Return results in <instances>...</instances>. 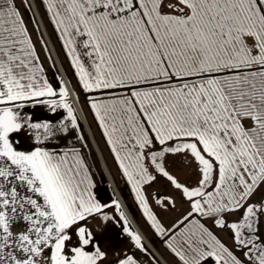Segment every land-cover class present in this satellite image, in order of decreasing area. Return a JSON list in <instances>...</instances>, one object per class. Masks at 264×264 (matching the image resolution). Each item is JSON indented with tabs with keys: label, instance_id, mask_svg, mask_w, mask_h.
<instances>
[{
	"label": "snow or ice",
	"instance_id": "snow-or-ice-1",
	"mask_svg": "<svg viewBox=\"0 0 264 264\" xmlns=\"http://www.w3.org/2000/svg\"><path fill=\"white\" fill-rule=\"evenodd\" d=\"M21 6L0 0V264H264V0H39L55 84ZM81 94L147 232L94 191Z\"/></svg>",
	"mask_w": 264,
	"mask_h": 264
},
{
	"label": "rangeland",
	"instance_id": "rangeland-1",
	"mask_svg": "<svg viewBox=\"0 0 264 264\" xmlns=\"http://www.w3.org/2000/svg\"><path fill=\"white\" fill-rule=\"evenodd\" d=\"M36 10L38 12V15L41 19V22L43 24V26L45 27L46 33L48 35V38L50 40V43L55 51V54L58 58V61L65 73L66 79L69 78L70 76V66L69 63L66 60L65 54L62 51V44L61 42L58 40L57 38V34L54 33L53 31V26H51L50 24H48L47 20L45 19L44 13H45V9L38 7L37 4L39 3V0H32ZM19 2V0H18ZM30 3V1H29ZM21 13L24 15L25 21L28 24V27L30 29V31H32L33 29H35L37 26L39 27V31H36L33 33V40L34 42H36V46H37V50L38 52H40L41 55V60L44 63V67L46 69V72L49 76V79L51 82H53L54 84L56 83V79L59 78L61 76L58 67L56 65V62L53 58V55L51 54V51L49 49V52L52 56V60L49 61L46 57L49 53L43 52L42 51V45L39 43L40 39H43L45 42V38L43 36V32L41 30L39 21L37 20L35 14H34V10L33 8H31V10L25 12L24 6H21L20 8ZM47 43V42H46ZM48 46V44H47ZM69 70V71H66ZM75 83V81H73V84ZM79 108L81 109L82 107H84V112L82 113L83 116L87 115V119H85L87 126L85 127L81 122L82 125V131L83 134L86 137V140L89 144V148L92 154V159L94 161L95 167L93 169V179L94 182L96 184V188L94 189L97 194H98V198L102 199L103 201H107L110 202L111 198H117L115 193L113 192L112 186L109 183V179L107 178L108 175L112 177L113 182L115 184V186H117L118 190H119V194L125 204V206L130 210V213L132 214V216L134 217L135 221L142 227V228H146V224H144V219L140 213V211L138 210L136 203L134 201L133 198V194L130 191V187L126 184V182H124L121 177L119 176L117 171H113V169L109 166V158H111L110 154H109V149L107 148L104 139L102 138L101 135V130H99L97 128L96 122L92 119L91 115L87 114V108L84 105V94H81V103L78 104ZM41 112H43L44 116H49L50 114L47 113L46 111H44L43 109H41ZM60 113L57 112L55 114L56 117H59ZM86 128L87 130L89 129L94 141L96 142L97 148L100 151V155L108 169V175L106 173V170L104 168V165L101 161H99L97 154L92 146V143L88 137V134L86 132ZM112 159V158H111ZM150 191L152 192H156V191H162V189L160 188V186L158 185L156 189H151ZM157 211H159V209L157 208ZM175 215H178V213L174 214V213H168L165 219V222L167 223L171 218H174ZM115 233L119 232V229L116 228L115 226H113L112 228ZM150 234V233H149ZM221 235L223 236L224 234L221 233ZM225 239H227V237H224ZM230 242V241H229Z\"/></svg>",
	"mask_w": 264,
	"mask_h": 264
},
{
	"label": "bare ground",
	"instance_id": "bare-ground-1",
	"mask_svg": "<svg viewBox=\"0 0 264 264\" xmlns=\"http://www.w3.org/2000/svg\"><path fill=\"white\" fill-rule=\"evenodd\" d=\"M29 1H30V3L33 4V7H32V8H33V10H34V14H35L37 20L39 21V24H40L41 30H42V32H43V36H44V38H45V40H46V42H47V44H48V47H49V49H50V51H51V54L53 55V58H54V60H55V62H56V65H57V67L60 66V68L62 69V67H61V65H60V63H59V61H58V58H57V56H56V54H55V51H54V49H53V47H52V45H51V43H50V40H49L48 35H47V33H46L45 27L43 26V24H42V22H41V19H40L39 15H38V12H37V10H36V7H35V5H34V3H33L32 0H29ZM57 63H58V64H57ZM58 70H59V69H58ZM62 72H63V76H64V78L66 79V76H65V73H64L63 69H62ZM61 76H62V74H61ZM76 107H77L78 114L81 115V117L83 118V115H82V113L80 112V108H79L78 104L76 105ZM83 120H84L85 125L87 126L85 119H83ZM86 132H87L88 137H89V139H90V141H91V143H92V145H93V147H94V149H95V152H96L97 156L99 157L100 161H102V158H101V156H100V151L98 150L97 145H96V143L94 142V139H93V137L91 136V133H90L89 129H88V130L86 129ZM102 163L104 164V166H105V168H106V165H105L104 161H102ZM106 170H107V169H106ZM106 173H107V172H106ZM109 177H110V176H109ZM109 182H110V185H112V189H113V191H116V192H117V190H116V188H115V185H114V182L112 181L111 177H110V179H109ZM117 193H118V192H117Z\"/></svg>",
	"mask_w": 264,
	"mask_h": 264
},
{
	"label": "crops",
	"instance_id": "crops-1",
	"mask_svg": "<svg viewBox=\"0 0 264 264\" xmlns=\"http://www.w3.org/2000/svg\"><path fill=\"white\" fill-rule=\"evenodd\" d=\"M92 136V135H91ZM95 142V141H94ZM96 143V142H95ZM104 165V164H103ZM109 166L113 169V171H117V168H116V166L114 165V163H113V161H112V159L111 158H109ZM104 168H105V166H104ZM105 170H106V168H105ZM106 172H107V170H106ZM126 207V206H125ZM126 210L128 211V214H129V216H130V218H131V220L133 221V223H134V225L133 226H136V227H138V228H142L136 221H135V219H134V217L132 216V214L130 213V210L126 207ZM132 223V224H133ZM142 229H144V231H148V228H147V225H146V228H142ZM112 231H113V233H115V231L112 229ZM115 243L116 244H118L119 245V247H121V248H123L124 246H126L127 245V243H128V241H127V238L126 237H120L119 239H117L116 241H115ZM155 247H158V248H160V250L161 251H164V249H163V246L159 243V240L157 239V242H156V244H155ZM158 255H159V253H158ZM167 255V253H165V256ZM160 259H161V264H164V260H165V257L164 256H161L160 257Z\"/></svg>",
	"mask_w": 264,
	"mask_h": 264
},
{
	"label": "water",
	"instance_id": "water-1",
	"mask_svg": "<svg viewBox=\"0 0 264 264\" xmlns=\"http://www.w3.org/2000/svg\"><path fill=\"white\" fill-rule=\"evenodd\" d=\"M57 64H58V63H57ZM58 69H59L60 74H62V76H63V72H62V69L60 68V66L58 67ZM63 77H64V76H63ZM81 120H82V122H83V125L86 127L83 118H82ZM86 129H87V128H86ZM107 175H108V172H107ZM108 179H110L109 175H108ZM111 186H112V185H111ZM114 193H115V195H116V197H117L118 199L122 200L121 197L119 196V194H118L116 191H114ZM128 215H129V214H128ZM129 217H130V216H129ZM131 221H132V220H131ZM132 223H133V221H132ZM133 225H134V223H133Z\"/></svg>",
	"mask_w": 264,
	"mask_h": 264
},
{
	"label": "flooded vegetation",
	"instance_id": "flooded-vegetation-1",
	"mask_svg": "<svg viewBox=\"0 0 264 264\" xmlns=\"http://www.w3.org/2000/svg\"><path fill=\"white\" fill-rule=\"evenodd\" d=\"M93 146V145H92ZM94 148V147H93ZM95 150V149H94ZM101 156V155H100ZM98 157V156H97ZM102 158V157H101ZM98 159H99V157H98ZM99 161H100V159H99ZM102 161H103V159H102ZM100 163H101V161H100ZM106 169H107V167H106ZM107 171H108V169H107ZM110 177H111V175H110ZM108 178V177H107ZM111 179H112V177H111ZM112 181H113V179H112ZM110 183V182H109ZM115 185V184H114ZM115 188H116V190H117V192H118V194H119V190H118V188H117V186H115ZM114 192V191H113ZM120 196V195H119ZM121 197V196H120ZM123 201V200H122Z\"/></svg>",
	"mask_w": 264,
	"mask_h": 264
},
{
	"label": "trees",
	"instance_id": "trees-1",
	"mask_svg": "<svg viewBox=\"0 0 264 264\" xmlns=\"http://www.w3.org/2000/svg\"><path fill=\"white\" fill-rule=\"evenodd\" d=\"M95 191V190H94Z\"/></svg>",
	"mask_w": 264,
	"mask_h": 264
}]
</instances>
